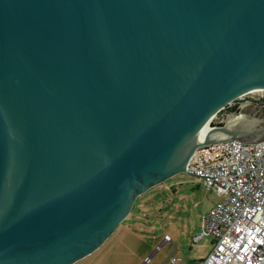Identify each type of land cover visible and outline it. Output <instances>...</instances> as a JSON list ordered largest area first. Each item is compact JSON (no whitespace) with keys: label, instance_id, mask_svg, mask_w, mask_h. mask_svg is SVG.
<instances>
[{"label":"water","instance_id":"1","mask_svg":"<svg viewBox=\"0 0 264 264\" xmlns=\"http://www.w3.org/2000/svg\"><path fill=\"white\" fill-rule=\"evenodd\" d=\"M254 86L264 0H0V264H71L197 146L264 139L228 115L176 161Z\"/></svg>","mask_w":264,"mask_h":264},{"label":"built area","instance_id":"2","mask_svg":"<svg viewBox=\"0 0 264 264\" xmlns=\"http://www.w3.org/2000/svg\"><path fill=\"white\" fill-rule=\"evenodd\" d=\"M239 98L243 96L231 101ZM244 103L263 117L264 94ZM185 173L220 195L203 215L200 232L191 236L193 241L209 236L210 249L186 261L170 253L160 264H264V139L199 145ZM164 240L169 237L164 235Z\"/></svg>","mask_w":264,"mask_h":264},{"label":"rangeland","instance_id":"3","mask_svg":"<svg viewBox=\"0 0 264 264\" xmlns=\"http://www.w3.org/2000/svg\"><path fill=\"white\" fill-rule=\"evenodd\" d=\"M261 91L241 93L243 98L225 104L234 109L222 113L221 107L209 124L218 125L228 115L264 119L244 103L264 94ZM258 124L262 126V122ZM219 198L197 176L175 172L137 194L114 230L94 250L71 264H160L170 253L182 261L205 255L211 238L202 236L193 241L191 236L200 232L203 215ZM164 235L169 240L162 241Z\"/></svg>","mask_w":264,"mask_h":264},{"label":"bare ground","instance_id":"4","mask_svg":"<svg viewBox=\"0 0 264 264\" xmlns=\"http://www.w3.org/2000/svg\"><path fill=\"white\" fill-rule=\"evenodd\" d=\"M260 90H264V86H254V87H249V88H247L246 90H244L243 92H241V93H248V92H256V91H260ZM261 91V92H262ZM240 93V94H241ZM239 94V95H240ZM211 115H212V113H210V115L208 116V118L206 119V121L199 127V128H197L196 130H195V132H193L192 134H190V135H188V137L185 139V141H184V143H183V145H182V148H181V150H180V152H179V154H178V156H177V158H176V161H181V162H183V158H184V151H185V149L190 145V144H192L193 142H195V141H197V138H198V134H199V132H201L202 131V129L204 128V127H206V128H209L208 127V124H209V119H210V117H211ZM232 124H234V123H232Z\"/></svg>","mask_w":264,"mask_h":264},{"label":"trees","instance_id":"5","mask_svg":"<svg viewBox=\"0 0 264 264\" xmlns=\"http://www.w3.org/2000/svg\"><path fill=\"white\" fill-rule=\"evenodd\" d=\"M234 108H235V106H228L227 107L226 105H224V107L220 110V112H222V113L229 112ZM263 117H264V115H263Z\"/></svg>","mask_w":264,"mask_h":264}]
</instances>
